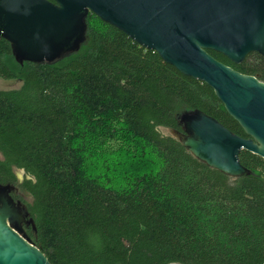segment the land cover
<instances>
[{
  "label": "trees",
  "instance_id": "16d2710c",
  "mask_svg": "<svg viewBox=\"0 0 264 264\" xmlns=\"http://www.w3.org/2000/svg\"><path fill=\"white\" fill-rule=\"evenodd\" d=\"M86 23V49L50 65L20 66L0 38V79L21 82L0 90V185L27 207V238L50 264H263L264 160L242 151L250 174L232 178L162 133L190 110L242 129L209 86ZM207 52L264 83L257 53Z\"/></svg>",
  "mask_w": 264,
  "mask_h": 264
},
{
  "label": "water",
  "instance_id": "95a60500",
  "mask_svg": "<svg viewBox=\"0 0 264 264\" xmlns=\"http://www.w3.org/2000/svg\"><path fill=\"white\" fill-rule=\"evenodd\" d=\"M89 14L209 86L242 129L245 138L199 110L181 113L170 133L197 160L232 178L250 174L242 151L264 160V83L207 52L235 65L264 57V0H0V38L20 66L54 64L86 43ZM14 190L0 185V264H50L24 233L34 222Z\"/></svg>",
  "mask_w": 264,
  "mask_h": 264
},
{
  "label": "rangeland",
  "instance_id": "374dc122",
  "mask_svg": "<svg viewBox=\"0 0 264 264\" xmlns=\"http://www.w3.org/2000/svg\"><path fill=\"white\" fill-rule=\"evenodd\" d=\"M82 46V50L80 49V52L84 51L86 49V47ZM79 52V53H80ZM77 54V53H76ZM75 55V54H74ZM72 55L70 56H66L65 58H63L62 60H67L69 59V57H71ZM21 85V82L18 81V80H2L0 79V90H11V89H18ZM162 133L164 134H171L170 132H167V131H164L162 130ZM97 168L98 169H102L103 168V165L100 163L97 165Z\"/></svg>",
  "mask_w": 264,
  "mask_h": 264
}]
</instances>
